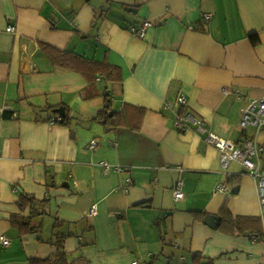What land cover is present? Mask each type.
<instances>
[{"label": "crops", "instance_id": "crops-1", "mask_svg": "<svg viewBox=\"0 0 264 264\" xmlns=\"http://www.w3.org/2000/svg\"><path fill=\"white\" fill-rule=\"evenodd\" d=\"M63 51L109 71L66 67ZM262 99L264 0H0V264L58 249L81 264H264L256 184L205 140L264 148V125L239 126ZM107 103L117 126L96 119ZM184 114L206 131L177 128ZM21 194L47 200L35 234L11 223L28 215Z\"/></svg>", "mask_w": 264, "mask_h": 264}, {"label": "built area", "instance_id": "built-area-1", "mask_svg": "<svg viewBox=\"0 0 264 264\" xmlns=\"http://www.w3.org/2000/svg\"><path fill=\"white\" fill-rule=\"evenodd\" d=\"M150 27L149 22H143L137 28H131L133 33H136L138 37L142 38L145 34L147 28ZM7 32H14L12 26H8ZM177 103L180 106L185 105V97L183 95L177 98ZM174 125L181 130H186L189 126L194 125L200 132H205L203 127V122L196 120L191 114L178 115L175 118ZM264 125V99L260 101H253L245 108L243 115L241 117L239 126L242 129L248 127L253 128L255 132L260 130ZM208 144L215 147L219 152V160L223 167L231 161L239 163L245 170L247 175L255 182L257 190V199L260 211V220L262 223V234L261 240L264 244V160L261 161L262 152L264 148L260 147L253 135L251 138H247L239 144L233 143L231 141H226L224 139L218 138L212 133H207L206 139ZM96 142H90V148H96ZM104 172L107 170V164L104 163ZM117 170H121L117 168ZM181 183H177L174 189V198L179 200L182 198L183 194L180 189ZM225 187L218 185L216 191L223 192ZM97 214L96 206L92 205L89 211L90 216H95ZM0 242L2 245L7 246L9 241L1 236Z\"/></svg>", "mask_w": 264, "mask_h": 264}, {"label": "trees", "instance_id": "trees-1", "mask_svg": "<svg viewBox=\"0 0 264 264\" xmlns=\"http://www.w3.org/2000/svg\"><path fill=\"white\" fill-rule=\"evenodd\" d=\"M253 43L256 42V37H252ZM59 53V52H58ZM61 58H63V61H66L65 64L66 67H69L68 63H73L74 61L78 60L81 61L83 64H85L86 69L89 72L95 73H105L107 74V71H109L108 64L104 62H97L89 59H85L82 57H79L73 53L70 52H60ZM69 59H66V58ZM73 67V66H72ZM92 80V79H91ZM64 110L65 116L63 118L59 117L57 119V122L62 124H69L71 121V115L69 114L68 108L65 106L61 107ZM52 110L56 113V108L52 107ZM57 114V113H56ZM116 119L115 124H111L110 121L112 119ZM96 119L105 120V122L110 126H117L121 119V114L118 112H112L110 103H107L103 109L97 114ZM17 205L20 209V211H25L28 209V215L27 216H14L11 219V223L13 226L18 230L19 233H25V234H35L39 232L41 228L40 220L41 218L46 214V207H47V200H38L34 198L33 196L27 195V194H21L19 196V199L17 200ZM81 258L68 261L67 257L64 252L62 251H56L51 256L45 258V259H35L32 260L30 264H81Z\"/></svg>", "mask_w": 264, "mask_h": 264}, {"label": "water", "instance_id": "water-1", "mask_svg": "<svg viewBox=\"0 0 264 264\" xmlns=\"http://www.w3.org/2000/svg\"><path fill=\"white\" fill-rule=\"evenodd\" d=\"M127 10H132L130 8H125ZM56 112L58 113L59 117L63 118L65 116L64 110L62 108H59L56 110ZM219 222V217L217 216H207L204 220V223L207 224L209 227L211 228H216L217 224Z\"/></svg>", "mask_w": 264, "mask_h": 264}, {"label": "rangeland", "instance_id": "rangeland-1", "mask_svg": "<svg viewBox=\"0 0 264 264\" xmlns=\"http://www.w3.org/2000/svg\"><path fill=\"white\" fill-rule=\"evenodd\" d=\"M261 229H262V227L259 226V232L262 234V230Z\"/></svg>", "mask_w": 264, "mask_h": 264}]
</instances>
